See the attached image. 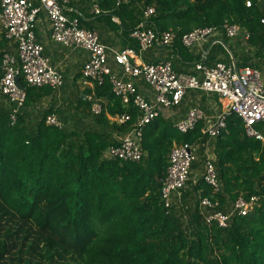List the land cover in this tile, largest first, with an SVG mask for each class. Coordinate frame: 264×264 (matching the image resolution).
Segmentation results:
<instances>
[{
    "label": "trees",
    "instance_id": "16d2710c",
    "mask_svg": "<svg viewBox=\"0 0 264 264\" xmlns=\"http://www.w3.org/2000/svg\"><path fill=\"white\" fill-rule=\"evenodd\" d=\"M95 2L102 11L99 18L117 17L128 37L141 23L158 33L173 31V43L164 47L169 50L166 59L179 72L195 69L200 61H231L221 43L204 57L182 42L187 32L222 26L226 20L248 30L250 50L264 56V0H251V6L247 0ZM147 6L155 13L144 20ZM78 18L83 26L84 17ZM222 39L239 66L257 67L250 56L238 59L225 34ZM7 43L0 41V77L2 56L11 50ZM20 83L27 93L25 107L52 91L31 87L23 79ZM95 94L102 99V111L94 114L92 101L80 99L90 123L75 130L47 124L48 109L31 120L24 109L12 124V107L0 100V264H264V143L246 135L243 120L229 114L226 128L212 140L222 190L214 192L203 176L191 179L180 206L166 209L161 185L171 149L174 143L207 140L202 123L181 133L159 116L144 129L140 161L104 158L138 115L116 97L109 78L96 84ZM124 113L131 119L110 120ZM205 196L219 199V209L240 196H257L259 201L254 211L235 215L222 227L206 221L200 208Z\"/></svg>",
    "mask_w": 264,
    "mask_h": 264
},
{
    "label": "built area",
    "instance_id": "2783aa9c",
    "mask_svg": "<svg viewBox=\"0 0 264 264\" xmlns=\"http://www.w3.org/2000/svg\"><path fill=\"white\" fill-rule=\"evenodd\" d=\"M71 0H0V26L5 37L14 44L16 50L4 52L2 56V75L0 77V100L12 107L11 119L15 123L17 115L24 109L27 93L20 86L23 79L27 85L35 88L49 86L54 90L64 84V77L43 54V46L36 36V22L39 13L44 10L52 26V37L71 49H85L89 52L82 75L87 82L102 85L109 78L113 93L125 104L137 110V120L132 128L119 138L118 145L110 146L104 158H116L124 161H140L145 152L142 146L146 126L155 118L163 116L165 111L180 108L189 91L215 94L222 102L221 110L209 113L199 103H193L177 119L173 126L181 133H187L202 123L201 133L207 140L195 143H174L168 159V168L161 185V198L166 209L180 201L183 190L191 180L198 152L203 148V178L212 186L214 192L222 190L215 165V152L212 140H215L227 126L231 113L239 116L245 125L246 135L264 143V70L252 65L239 66L235 57L231 61H216L206 64L196 63L194 72H178L172 61L164 59L158 62H140L138 57L156 45L170 46L175 33L166 30L161 33L153 28L139 24L131 33L137 40L138 48L127 47L114 52V60L120 66L115 70L108 63V51L96 30L85 28L77 16L66 13V5ZM251 6V0H247ZM100 12L98 5L94 7ZM155 13L153 6L144 9L149 18ZM264 23V17L261 20ZM230 40L250 36L248 30L226 20L222 26L195 28L184 34L183 44L192 52H201L205 57L210 48L220 43L223 35ZM211 42L210 48L205 45ZM144 81L152 89L147 95L140 91L136 82ZM92 111L98 114L102 104L94 95L90 97ZM220 103V102H219ZM131 119L124 113L116 120L123 123ZM46 123L62 127L54 115H48ZM210 148L212 150L210 151ZM259 198H237L227 209H219V199L200 197V208L206 221L216 222L227 227L233 216H246L258 206Z\"/></svg>",
    "mask_w": 264,
    "mask_h": 264
},
{
    "label": "crops",
    "instance_id": "0c3cea01",
    "mask_svg": "<svg viewBox=\"0 0 264 264\" xmlns=\"http://www.w3.org/2000/svg\"><path fill=\"white\" fill-rule=\"evenodd\" d=\"M95 1L96 0H92L93 5H90L88 0H71V2L66 5V13L70 16H83V27L96 30L98 32L101 41L111 49L108 51V63L117 71L120 69V66L117 65L114 60V52L122 51L127 47L136 48L134 46H137L138 42L132 36L128 37L123 27H118L120 20L117 17L113 16L111 21L100 19L98 14H101L100 12L102 11ZM95 5H98L100 9L99 13H96L94 10ZM147 19L148 18L144 17V20ZM36 36L38 42L43 46L44 56L48 58L53 67L62 73L64 77V84L57 90L50 87L52 91L48 95L43 96L39 101L34 102L31 107H25V113L31 120L35 119L39 113L48 109L51 112L49 115L54 114L61 122L62 127L71 130H75V128L87 127L90 123V118L85 111L83 112L80 99L91 102L90 97L94 95L95 98L102 104V99H99L95 94L96 84L87 82L82 75V68L88 60L89 52L81 48L71 49L55 41L52 37V26L47 13L44 10H42L38 15L36 22ZM4 39L8 41V49L15 51V45L11 44L5 37L4 29L0 26V41H3ZM231 46L235 50L238 59H241L239 50L235 48L236 45L231 44ZM168 54L169 50L167 48L156 45L146 52L141 53L140 57H138V61L158 62L166 59ZM182 68L184 69L186 67L182 66ZM260 69L264 70L263 55L260 56ZM188 70L190 72L191 70L193 71L194 68L189 67ZM136 85L139 90L145 94H153L152 89L146 82L138 81L136 82ZM219 100L220 99L215 94L191 90L183 100L180 108L165 111L163 117L170 120L174 124V122L186 112L192 102L201 104L209 113H215L221 110L222 103ZM224 101L223 103L225 104ZM216 104L218 105V109L213 112L216 108ZM118 117L119 116H110V120L117 121L116 119Z\"/></svg>",
    "mask_w": 264,
    "mask_h": 264
},
{
    "label": "rangeland",
    "instance_id": "374dc122",
    "mask_svg": "<svg viewBox=\"0 0 264 264\" xmlns=\"http://www.w3.org/2000/svg\"><path fill=\"white\" fill-rule=\"evenodd\" d=\"M231 44L236 45L235 48L239 50V55H240L241 59H243L244 56H250L251 62L253 64H255L257 67H260V57L255 56V54H256L255 50H252V51L250 50L248 44L244 40V37H239L238 39L231 40ZM211 97H212V95H211ZM219 101L222 103L221 98ZM215 106H216V108H215V110H213V112L218 109V105L216 104ZM211 150H212V148H210V151ZM195 164H197L196 167H194ZM194 165H193V169H192L191 179L194 181L195 180L197 181L199 178L202 177L203 171H204L203 156L200 154V152H198V159L194 163ZM179 202L180 201H176V203H175L178 207L181 204ZM230 206H231V203H230Z\"/></svg>",
    "mask_w": 264,
    "mask_h": 264
},
{
    "label": "water",
    "instance_id": "95a60500",
    "mask_svg": "<svg viewBox=\"0 0 264 264\" xmlns=\"http://www.w3.org/2000/svg\"><path fill=\"white\" fill-rule=\"evenodd\" d=\"M220 43L224 45V47L228 50V52L231 54L232 57L233 56V53L232 51L230 50L229 46L223 41V40H220ZM210 48V47H209ZM21 87H24L22 84H20Z\"/></svg>",
    "mask_w": 264,
    "mask_h": 264
},
{
    "label": "bare ground",
    "instance_id": "6f19581e",
    "mask_svg": "<svg viewBox=\"0 0 264 264\" xmlns=\"http://www.w3.org/2000/svg\"><path fill=\"white\" fill-rule=\"evenodd\" d=\"M222 102L224 101V100H221Z\"/></svg>",
    "mask_w": 264,
    "mask_h": 264
}]
</instances>
